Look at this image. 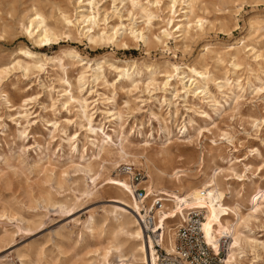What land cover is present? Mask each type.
<instances>
[{
    "label": "rangeland",
    "instance_id": "rangeland-1",
    "mask_svg": "<svg viewBox=\"0 0 264 264\" xmlns=\"http://www.w3.org/2000/svg\"><path fill=\"white\" fill-rule=\"evenodd\" d=\"M172 1L139 0L134 6L131 0H0V264H119L117 254L107 263L98 257L114 223L110 212L131 213L114 201L107 178L132 167L131 182L144 190L146 177L154 179V167L149 170L141 157L115 166L105 163L96 188L92 176L80 169L93 157L97 134L92 130L102 138L112 136L111 146L117 148L113 129L122 122L134 148L147 149L154 165L176 174L183 193L215 175L230 203L240 196L250 216L244 235L264 243V0H195L203 30L195 28L190 36L163 45L160 32ZM186 4L178 1L175 23L185 15ZM36 11L46 24L68 34L64 14L72 20L97 16L98 30L119 29L118 41L124 32L132 37V28H146L151 47L141 39L130 47L93 46L74 29L59 45L39 48L24 27ZM252 19H259L254 29ZM242 46L240 66L234 67L229 53ZM22 47L37 53V59L44 57V67L26 71L32 62ZM72 49L88 64L63 69L58 59L49 60L64 57L67 64L63 52ZM97 65L101 75L96 80ZM116 67L129 68V76L122 77ZM193 68L208 71V83ZM205 87L220 108L201 93ZM68 90L81 103L69 100ZM82 104L92 124L80 117ZM109 112L121 113L123 121ZM166 126L170 134L163 132ZM85 148L87 160L80 164ZM62 171H67L65 178L59 177ZM42 198L55 206H44ZM91 215L98 227L104 226L101 237L87 228ZM246 248L248 256L239 264H264L261 246Z\"/></svg>",
    "mask_w": 264,
    "mask_h": 264
},
{
    "label": "bare ground",
    "instance_id": "bare-ground-1",
    "mask_svg": "<svg viewBox=\"0 0 264 264\" xmlns=\"http://www.w3.org/2000/svg\"><path fill=\"white\" fill-rule=\"evenodd\" d=\"M178 1L179 0H173V4L167 7L169 15L171 16L167 17L165 29L160 32L161 35H163L164 40L159 41V43L163 45H166L167 41L171 39L186 38L190 36L195 28L203 30L204 20L196 15L197 8L195 0H181L183 3L187 2L185 15L180 17L181 19H179V23H175L176 14L178 12L175 8ZM131 2L134 6L139 4V0H131ZM161 2L162 0H155L154 5H159ZM62 16L64 28L69 30V34L65 32L63 33L57 28L46 24L45 18L38 11L34 12L33 15L28 18V22L24 27L29 34V38L36 47L43 48L44 45L49 43L59 45V41L64 36L70 38L72 31L75 29L79 32V35L88 39L93 46H103L112 43L114 45L121 44L125 47H130L134 41L141 39L150 50L151 38L149 36L146 37V28L137 30L132 28L130 33L132 37L124 32L125 35L122 37L121 41H118L117 37L119 29L113 27L111 32L107 31L106 28H104V30H98L99 25L97 16H94L93 14L79 15L78 18L74 20H72V17L67 14ZM149 16V20L155 18L151 12ZM252 20L250 21V28L254 29V27L258 25L259 19ZM147 24L149 25L147 27L150 29L151 25L149 23ZM245 50L246 47L243 46L231 49L229 55L234 61V67L240 66L242 54ZM207 51H209V49H207ZM20 52L32 62L27 63L25 66L26 71H29L30 66L36 69L44 67V57L37 59L39 55L27 47H22ZM63 54L69 58L67 64L62 60L64 57L49 58V60L53 61L58 59L63 69H65L66 66L74 67L76 63L80 62L82 66L88 64L85 60L81 59L79 54L73 49L63 52ZM76 60L78 62H75ZM134 65L135 63L130 64L131 67ZM151 67L145 69L150 70ZM100 69V66L95 69L96 80L100 77L99 75H101L98 74ZM115 69L117 72L122 73V77L129 76V68L116 67ZM192 71L202 78L203 81L208 83V71L199 72L194 68ZM0 74H2V72ZM263 90L264 89H262V91ZM65 92V96H69V100L81 103L79 99H75L72 90ZM201 93L204 94L208 100L210 99V102H212L215 107L220 108L222 106V103L217 101L206 87ZM6 99L8 100V98ZM111 100L113 103L114 99ZM227 102L228 101L226 100L225 103ZM79 113L81 114V118L86 119L92 124L91 118L84 104L81 105ZM110 113L112 112H109V114ZM112 116L121 122L123 121L122 115L119 112L112 113ZM164 123L166 124L165 121ZM124 124L125 123L122 122L118 127L113 129L119 139L117 148L114 147L115 149L111 146L112 143H115L112 136L108 135L106 138H102L99 136L97 130H92V132L97 134V137L91 144L93 147V157L90 158L85 166H82L80 171L92 176L91 179L94 181L93 186L96 188L97 179L103 175L105 170L103 166L105 163L115 166L119 162L136 161L141 157L149 170H151V164L153 165L154 171L151 170V177L154 176V179L146 177L147 180L143 183V188L146 190V196L138 198L135 193V191L138 190V185L131 182L132 174L125 172L126 174L122 176L107 178L109 183L106 187L114 189L117 196L114 201L123 204V206L130 209L131 213L127 216L123 213H118L117 211L110 212L111 215H114V223L110 230L106 247L103 249L102 254H98V257L102 262L107 263L111 255L117 254L118 259L120 260L119 264H158L157 245L167 252H172L177 235L176 231H178V229L183 226L184 222L188 220L189 214L198 211L202 212L205 217L202 227L210 244L215 248H218L224 239L230 241L231 247L225 264H239L248 256V250L246 248L248 245H255L256 247L261 246L262 249H264V243H259L258 240L247 237L243 233L244 229L248 228L250 216L244 213L245 204L241 202L240 196L236 197L233 203H230L228 200L229 192L223 190L224 188H221L219 180L215 175L210 177L207 183H204L199 187H188L187 191L183 193L182 187L174 180L176 174H169L161 167L154 165L151 154H145L147 149L142 148L143 151H138L136 150L137 148H134V145L130 143L127 135L123 134ZM162 130L165 134H170L169 127L166 126L165 129ZM101 131L105 134L103 129ZM87 152L88 149L85 148L81 156L80 164L87 160ZM101 167L102 169L100 170ZM66 174L67 171H62L59 177L65 178L63 175ZM164 177H168L169 182H166ZM169 185H171V188ZM163 190H170L171 193L163 192ZM157 191L160 192V194H155ZM42 202L44 203V206H55V204H53L48 198H42ZM2 217L10 219V216L5 213H3ZM87 228L91 231L93 237H101V234L105 232L103 225L99 227L96 225L93 215H91L88 220ZM151 235L157 237L152 238ZM123 236H126L127 238L122 239ZM125 248H127L126 253L124 251Z\"/></svg>",
    "mask_w": 264,
    "mask_h": 264
},
{
    "label": "built area",
    "instance_id": "built-area-1",
    "mask_svg": "<svg viewBox=\"0 0 264 264\" xmlns=\"http://www.w3.org/2000/svg\"><path fill=\"white\" fill-rule=\"evenodd\" d=\"M126 173L135 175L132 167L125 169ZM139 181L143 178L140 173L135 176ZM138 198L146 196V190H136ZM158 205V202H157ZM205 217L202 212H192L176 235L172 252L163 250L157 245L158 264H225L230 251V241L224 239L218 248L210 244L203 231Z\"/></svg>",
    "mask_w": 264,
    "mask_h": 264
}]
</instances>
